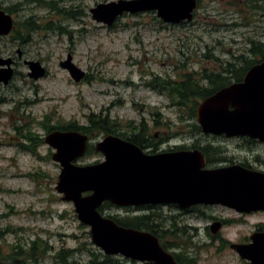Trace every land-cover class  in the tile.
Here are the masks:
<instances>
[{
  "label": "rangeland",
  "instance_id": "1",
  "mask_svg": "<svg viewBox=\"0 0 264 264\" xmlns=\"http://www.w3.org/2000/svg\"><path fill=\"white\" fill-rule=\"evenodd\" d=\"M111 1L117 0H0V8H13L11 14L24 38H13V33L0 37V57L11 58L15 71L7 85L0 83V254L6 264L93 260L120 264L119 258L93 243L90 227L80 222L73 202L62 200L56 190L61 166L53 160L55 150L45 142L47 132L37 122L56 125L74 119L86 124L89 113H107L124 128L129 121L144 122L151 133L159 134L162 143L149 150L207 147L212 161L219 158L222 164L242 162L264 169V143L198 133L190 125L198 123L196 119H184L186 110L171 106L164 93L147 85L155 75L178 78L184 71H219L232 56L247 54L248 39L264 41V11L253 16L244 0H199L190 22L168 24L155 11H147L126 13L109 27L94 20L90 8ZM28 20L37 27L25 34L21 24ZM68 55L89 80L75 82L60 66ZM25 60L40 61L47 75L30 78ZM150 109L159 111L158 125ZM29 131L34 141L25 137ZM105 135L93 134L90 146ZM103 159L93 149L77 163ZM200 209L209 216L238 218L227 207ZM155 211L160 212L156 221L167 240L177 243L169 250H185L194 264H250L230 243L249 238L255 226L264 223V213H258L214 234L207 230L211 219L199 210L181 216L180 209L165 205ZM127 212L114 205L102 208L103 215L119 219ZM34 241L41 246L35 259L29 256ZM18 244L25 254L12 258Z\"/></svg>",
  "mask_w": 264,
  "mask_h": 264
},
{
  "label": "water",
  "instance_id": "2",
  "mask_svg": "<svg viewBox=\"0 0 264 264\" xmlns=\"http://www.w3.org/2000/svg\"><path fill=\"white\" fill-rule=\"evenodd\" d=\"M197 6L198 0H117L98 3L90 12L94 20L109 27L126 13L147 11H155L165 23L180 24L193 20ZM13 29L12 14L0 9V37L8 36ZM24 63L30 78L37 80L46 75L40 61ZM12 64L11 58L0 57V83L7 85L13 78ZM60 66L75 82L86 77L71 55ZM196 119L205 134L249 137L264 143V58L248 69L242 81L201 100L196 106ZM45 142L55 150L52 158L61 166L56 190L62 200L73 202L80 222L90 227L93 243L107 255L177 264L152 233L122 226L103 215L100 207L106 202L118 207L219 204L240 213L264 211V172L241 164L205 168V156L197 148L146 153L132 141L107 134L94 144L104 159L80 165L77 160L87 153L89 135L53 130ZM215 224L213 233L220 226ZM250 238L249 243H232L230 247L251 264H264V231H255Z\"/></svg>",
  "mask_w": 264,
  "mask_h": 264
},
{
  "label": "trees",
  "instance_id": "3",
  "mask_svg": "<svg viewBox=\"0 0 264 264\" xmlns=\"http://www.w3.org/2000/svg\"><path fill=\"white\" fill-rule=\"evenodd\" d=\"M240 2V1H239ZM242 4V3H241ZM237 5V4H236ZM243 5L246 8L250 9L253 13V16L262 14L264 11V4L258 3V0H244ZM240 11L241 6L237 5ZM8 12H14L12 7L5 8ZM18 22H15V27L12 31L13 38L22 39L24 38L19 35ZM21 26L24 28L25 34H28L30 31L34 30L37 26L31 23L29 20L22 23ZM11 33V34H12ZM10 34V35H11ZM248 43L250 47L247 49L246 53H240L237 56H232L234 62L228 60L225 63H221L219 67V71H208L204 69L201 72L189 71L182 75H178V78L171 76H157L153 77V81L147 83V85L151 86L153 89H157L159 92L164 93L167 98L170 100V105L181 110H186V116L183 117L187 120L196 119V106L198 102L205 97L213 94L218 89L232 83L239 82L243 79L245 73L249 68H251L256 63L260 62L264 57V41L248 39ZM251 57V58H250ZM178 66V65H177ZM88 78V79H87ZM87 80L89 77L87 75ZM150 114L153 115L155 119V124L158 125L157 116H159V111L150 109ZM143 121V120H142ZM46 132H49L53 129L60 130H77L83 133L88 134L90 137L93 134H115L124 138H128L132 142L141 146V136L144 134L145 125L144 122L135 124L133 121H129L127 123V127L124 128L123 122L112 119L109 114L103 113H95L91 112L86 116V124H80L76 120H70L64 123H57L56 125H50L48 122H37ZM193 129L196 132H201V128L198 123L193 122ZM130 128V129H128ZM130 132H129V131ZM126 131V132H125ZM143 132V133H142ZM25 137L29 140L34 141L32 138V132H28ZM184 147V146H182ZM203 150L202 148H200ZM93 147L89 146L88 152H92ZM204 152V150H203ZM205 153V152H204ZM208 159L210 160V156L207 153ZM35 176V175H34ZM109 205V203H107ZM118 224L123 226H130L131 223L127 221V219L122 218L119 219L117 217H113ZM155 220V219H154ZM37 242L34 241L32 246L29 248V256L35 259L38 253L41 251V246L36 245ZM23 247L18 244V246L14 247L12 257L20 256L23 253ZM90 264H115L112 261H97L93 260Z\"/></svg>",
  "mask_w": 264,
  "mask_h": 264
},
{
  "label": "flooded vegetation",
  "instance_id": "4",
  "mask_svg": "<svg viewBox=\"0 0 264 264\" xmlns=\"http://www.w3.org/2000/svg\"><path fill=\"white\" fill-rule=\"evenodd\" d=\"M144 134L141 136V147L142 149L146 152V153H157V152H164V151H156L155 149L157 148V145L161 144L163 141V138H161V136L159 134L156 133H151L150 128L145 127L144 129ZM143 133V132H142ZM149 133V134H147ZM221 137H225V136H221ZM226 139L228 137H225ZM240 139H242L243 141H245V144L247 143H255L258 144L259 141H256L255 139H250L247 137H238ZM123 139H127L128 138H123ZM131 141V140H130ZM261 143V142H260ZM262 144V143H261ZM155 148V149H151L150 148ZM185 147V146H184ZM182 146L180 147H173L171 149H168V151H177V150H184V149H190V148H184ZM197 147H194L192 149H195ZM203 150L202 153L205 156V161H206V165L205 168H217V167H224V166H229V165H233V164H239L240 162H231L230 164H222L224 161H220L219 158H214V160L212 161L211 158L209 161L207 153L210 156V151L207 147H201ZM147 150V151H146ZM211 157V156H210ZM257 162H261L258 158L255 159ZM216 162V163H215ZM215 163V164H214ZM241 165H243L244 167L250 168V169H254V170H258V171H262L264 172V169H256L253 168L251 165H249L248 163H242ZM104 205H107V203H104L101 207H100V211L102 212V208L104 207ZM109 205H112L109 203ZM163 204H143V205H137V206H127L124 207L127 212L125 218L127 219V221H129L131 223L130 226L127 227H131L137 230H141V231H147L152 233L153 235H155L158 240L160 245L163 247V249L169 253H171L176 261L177 264H194L196 263L195 260H192L191 257L185 253L184 251L181 252H176V251H171L169 250L170 246L176 245L174 242L167 240L164 231L161 228V224L158 223V221H156V219H158L161 215H159L160 212L155 211L156 209L162 208ZM168 206V205H166ZM171 206L176 207L178 209L181 210V216H185V214H191L193 212H195L196 210L200 211V215L202 216H206L209 217L212 221V223L210 225L207 226V230H210L212 233V229H213V225H216L215 223L220 224L218 230L214 233L217 234L221 229L225 228L227 226V224H230L231 222H239L242 220V218L246 217V216H250V215H254V214H258V213H264V211H257V212H251V213H240L237 212L236 210L232 209L235 211V213H237L238 218L237 219H225L222 218L220 216H214V215H208L206 212H204L202 209H200V207H206V208H213V207H226L223 205H219V204H215V205H209V204H196L193 206H190L188 208H180L178 205L175 204H171ZM228 208V207H227ZM231 209V208H229ZM110 216V215H109ZM155 219V221H154ZM254 231H264V223H259L255 226ZM253 231V232H254ZM219 237V239L222 240L221 236L216 235L215 238ZM166 239V240H165ZM251 240V238H243L240 242L238 243H249ZM231 244V243H230ZM12 257V256H11ZM113 257L115 258H119V263H127V264H152L154 263V261H149V260H138V259H133L131 257H127V256H123L121 254H115L113 255ZM10 258V257H9ZM13 258V257H12ZM39 258V257H38ZM37 260L33 261V263H37ZM111 262V260H109ZM9 262V261H7ZM17 264L22 263L21 261L16 262ZM70 263H74V264H78L76 263V261L70 262ZM0 264H6L5 263V259L3 258V255L0 254ZM29 264V263H26ZM69 264V263H68Z\"/></svg>",
  "mask_w": 264,
  "mask_h": 264
}]
</instances>
